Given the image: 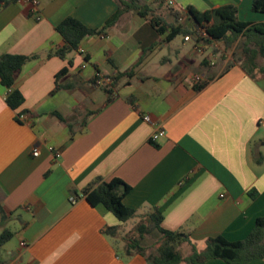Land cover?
I'll use <instances>...</instances> for the list:
<instances>
[{"label":"crops","instance_id":"1","mask_svg":"<svg viewBox=\"0 0 264 264\" xmlns=\"http://www.w3.org/2000/svg\"><path fill=\"white\" fill-rule=\"evenodd\" d=\"M138 1L167 23L171 10L184 16L189 7L226 5L241 21L264 23V14L251 11L252 0ZM116 10L115 0H19L0 8V55H38L16 76L12 89L23 97L17 109L7 105L11 90L0 84L2 229L15 228L14 240L0 246V264H147L141 255L119 256L104 230L122 223L82 194L112 178L130 187L124 206L160 212L161 227L188 235L198 252L210 237L243 240L264 217V75L218 60L216 43L200 53L184 36L181 45L177 36L166 40L169 31L157 34L150 15L133 11L85 37L70 65L47 57L63 45L55 30L63 19L99 29ZM62 69L59 83L72 88L53 92ZM194 77L204 83L198 91ZM96 89L106 95L99 105L91 98ZM155 126L165 136L153 142ZM177 250L183 257L191 252L188 243Z\"/></svg>","mask_w":264,"mask_h":264},{"label":"trees","instance_id":"2","mask_svg":"<svg viewBox=\"0 0 264 264\" xmlns=\"http://www.w3.org/2000/svg\"><path fill=\"white\" fill-rule=\"evenodd\" d=\"M19 0H0V8ZM117 3L116 12L99 29H90L80 21L66 17L56 27L55 30L63 40V45L53 52H48L47 57L56 56L60 59H68L69 56L78 50L80 42L87 36L99 35L103 30L111 27L118 17L125 12L133 11L140 17H147L150 27L159 35L169 31L166 40H171L178 35H197V30L204 31L206 37L198 38L205 44L216 43L222 52L232 53V61L228 64L239 63L249 75L254 77V72L264 75V23H251L241 21L237 16L235 6L226 5L213 10L199 12L191 7L186 10L185 20L178 22L180 12L171 10L170 15L173 23H167L160 15H153L146 4L138 0H115ZM252 12L264 14V0H252ZM38 55H0V84L11 90L5 101L11 109H17L23 103L21 93L12 89L16 76L21 67L30 60L36 59ZM260 60L263 64L259 65ZM206 61V60H205ZM134 70L125 73L131 77ZM67 73V69H62L55 75V88L53 92L60 89H71L72 85H61L59 79ZM204 83H196L194 90L198 91ZM102 90L110 94L108 87ZM57 118L65 123L66 120L56 114ZM70 133L75 132L71 125H68ZM130 187L118 178L109 181H98L92 187L83 191L85 200L89 205L95 207L103 206L116 219L122 223L119 227H107L104 230L106 236L113 240L118 248L119 256L130 258L133 255H141L147 264H205L209 260L219 259L226 264H247L255 260L264 258V217H258L252 231L246 238L239 241H228L222 236L210 237L207 239L203 251L198 252L192 245L189 236L180 231H169L161 227L162 215L158 211L152 213L138 212L128 208L122 203L123 197L129 192ZM255 190L248 193L253 198ZM140 217L141 220L133 229L131 236L117 237L121 235L123 227L129 221ZM4 216L0 208V228L3 227ZM153 231L159 234V243L155 252H147V248L142 245L145 237ZM128 234V233H127ZM13 233L3 228L0 233V246L8 242ZM190 245L191 252L187 257H183L177 248L183 244Z\"/></svg>","mask_w":264,"mask_h":264},{"label":"rangeland","instance_id":"3","mask_svg":"<svg viewBox=\"0 0 264 264\" xmlns=\"http://www.w3.org/2000/svg\"><path fill=\"white\" fill-rule=\"evenodd\" d=\"M182 36L183 35H178L176 37V40H175V44H179L181 45V42H182ZM189 45V44H188ZM211 51L212 53H214V55L217 56L218 60L222 61L223 63L224 62H231L232 61V53L231 52H227V53H224L222 52V50L218 47V48H213L211 47ZM195 78V77H194ZM91 98L94 100L95 102V105H99L101 104L104 100H105V93L101 90V89H96L94 90L92 93H91ZM140 221H143L141 220L140 217H137L136 219L134 220H131L129 221L127 224H125V226L123 227L121 233V235H118V239L121 240L122 237H129L131 235L129 234H132V231L134 229V227L140 222ZM7 228L11 231H14L15 228H14V225L13 224H9L7 225ZM3 229L0 228V233ZM128 233V234H127ZM159 234H157V232L153 231L152 233L148 234L145 239L142 241L143 243V246L145 248H147V251L148 252H155L157 246H158V243H159ZM14 240V238H12L10 241L8 242H12ZM2 253H3V250H2Z\"/></svg>","mask_w":264,"mask_h":264},{"label":"built area","instance_id":"4","mask_svg":"<svg viewBox=\"0 0 264 264\" xmlns=\"http://www.w3.org/2000/svg\"><path fill=\"white\" fill-rule=\"evenodd\" d=\"M184 20H185V15L184 16H180L179 19H178V22H183ZM205 37H206V35H205L204 31L197 30V35H195V36L194 35H190V34L185 35L184 36V40L185 41H191V42H193L194 45H195V49L198 52L201 53L203 51V49L206 47V44L203 43L202 41H197V39L198 38H205ZM214 48H218V47L217 46H214ZM198 81H199V77L193 78V83H197ZM105 82L110 83L108 80H106ZM142 118H143L144 121H150L147 116H143ZM164 136H165L164 129L162 127H160V126H155V129H154V131H153L150 139L154 142V141H156L159 138H162ZM48 150L50 152H53V155H54V158L55 159H59L60 158V152L59 151H57V150L56 151H53V148L52 147H48ZM33 155L34 156H37L38 155L37 149H34L33 150ZM70 201L72 203H75L76 198H70ZM20 246L21 247H25L26 246L25 242H20Z\"/></svg>","mask_w":264,"mask_h":264}]
</instances>
